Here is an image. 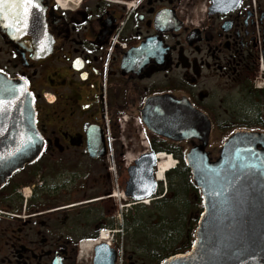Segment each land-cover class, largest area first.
Segmentation results:
<instances>
[{
    "label": "flooded vegetation",
    "instance_id": "1",
    "mask_svg": "<svg viewBox=\"0 0 264 264\" xmlns=\"http://www.w3.org/2000/svg\"><path fill=\"white\" fill-rule=\"evenodd\" d=\"M37 4L46 45L11 35L0 18V76L29 86L44 139L40 156L0 185V264H117L115 245L92 254L105 242L88 239L122 226L104 205L126 200L113 188L163 150L150 141L167 137L148 127L162 102L205 117L209 138H264V0ZM126 138L149 148L128 156Z\"/></svg>",
    "mask_w": 264,
    "mask_h": 264
},
{
    "label": "water",
    "instance_id": "2",
    "mask_svg": "<svg viewBox=\"0 0 264 264\" xmlns=\"http://www.w3.org/2000/svg\"><path fill=\"white\" fill-rule=\"evenodd\" d=\"M19 8L6 9L0 18L11 35H30L46 45V32L40 30V13L26 0H11ZM0 185L44 150L37 128L35 100L29 86L0 76ZM152 104V103H151ZM156 104V103H155ZM148 105L152 111L156 105ZM149 129L175 143L195 141L185 163L202 195L195 241L189 251L170 256L160 264H264V138L238 131L228 138L216 161L207 147L211 125L190 108L165 101ZM147 108V107H146ZM202 118V119H201ZM260 147L262 149H260ZM158 153L150 152L129 169L125 196L136 202L154 199L159 182L155 168ZM95 251L110 254L100 244Z\"/></svg>",
    "mask_w": 264,
    "mask_h": 264
},
{
    "label": "trees",
    "instance_id": "3",
    "mask_svg": "<svg viewBox=\"0 0 264 264\" xmlns=\"http://www.w3.org/2000/svg\"><path fill=\"white\" fill-rule=\"evenodd\" d=\"M150 142L154 148L162 146V151L173 155L178 166L166 174L168 187L165 195L158 192L150 206L139 204L131 212L127 210L121 227L124 237L127 235L131 239L132 249L146 253L147 264H160L170 256L190 249L193 243L190 234L197 225V219L189 221L190 209L200 213L203 207L200 191L185 163L182 144L163 138H152ZM168 194L171 197L167 198ZM183 239L187 242L180 248Z\"/></svg>",
    "mask_w": 264,
    "mask_h": 264
},
{
    "label": "rangeland",
    "instance_id": "4",
    "mask_svg": "<svg viewBox=\"0 0 264 264\" xmlns=\"http://www.w3.org/2000/svg\"><path fill=\"white\" fill-rule=\"evenodd\" d=\"M131 139H132L131 141H129V138L125 139V141H127V143H126L127 145H128V143H130V144L132 143L131 145H133V144L135 145L133 148L128 149V151H127L128 156H133L134 150H138V151L148 150L149 145H150L148 138H131ZM227 139L228 138H210L209 145L207 147V151L210 153L212 161H216L218 159V157L220 155V151L223 147V144ZM197 143L198 142H195V141L182 142L181 144H182V148L184 151V155L188 152V150L192 146H194ZM161 183H162V186H159L158 192L159 193L161 192L162 195H165L166 189L168 187L167 176H166L165 181H163ZM115 190H117V189L113 188L112 193H110V195L113 194L115 192ZM119 191L121 193H124V188L120 187ZM169 197H171V194L167 195V198H169ZM192 198H193V195L190 196L191 202H192ZM195 198H196V200L198 199V197H196V196H195ZM106 202L107 203H105L104 208H105L106 212L108 213V216L112 217V219L115 218L118 223H119V217L118 216L120 214H122V217L124 218V215L126 214V210H130V209H127V208H129L128 205L130 204V202L124 201L121 197L111 198ZM146 206H150V205H146ZM122 208H123V211H121ZM190 211H192V213L189 214V221L190 222L195 221L199 216V212L194 213V211L192 209H190ZM130 212H131V210H130ZM196 229H197V225L194 227L193 231L190 234L191 237L193 238V239H191L192 241L195 240L194 235H195ZM122 237H124V236H121L120 238H118L119 239V240L117 239L118 242L116 243V245L115 244L114 245L117 248H120V245L122 244L123 249L122 248L121 249L124 251L123 252V264H147V261H149V259L147 258L146 253H144L142 251L137 252L134 249H132V243L130 241L131 239L128 238L127 235L123 238V240H122ZM186 242L187 241H185V239H183L182 243H180L179 247L180 248L183 247L186 244ZM130 256H132V258H130Z\"/></svg>",
    "mask_w": 264,
    "mask_h": 264
},
{
    "label": "bare ground",
    "instance_id": "5",
    "mask_svg": "<svg viewBox=\"0 0 264 264\" xmlns=\"http://www.w3.org/2000/svg\"><path fill=\"white\" fill-rule=\"evenodd\" d=\"M174 167H175V162L172 159H170V157L166 156L164 153H159L158 154V164L156 167V179L159 182L162 181L163 178L166 176V174L172 171ZM145 204H149V201L146 202ZM100 239L102 242H105L106 244H108L106 233H103ZM91 242L97 243L94 241H91ZM91 242H86V244L84 245V249L91 248L92 246Z\"/></svg>",
    "mask_w": 264,
    "mask_h": 264
},
{
    "label": "snow or ice",
    "instance_id": "6",
    "mask_svg": "<svg viewBox=\"0 0 264 264\" xmlns=\"http://www.w3.org/2000/svg\"><path fill=\"white\" fill-rule=\"evenodd\" d=\"M33 6V0H26L25 8H30ZM38 7L39 5H35ZM7 8H19V4L11 2V0H0V16L6 15ZM5 101H0V109H3L5 106Z\"/></svg>",
    "mask_w": 264,
    "mask_h": 264
},
{
    "label": "built area",
    "instance_id": "7",
    "mask_svg": "<svg viewBox=\"0 0 264 264\" xmlns=\"http://www.w3.org/2000/svg\"><path fill=\"white\" fill-rule=\"evenodd\" d=\"M110 154H112V152H110ZM121 262H122V260H121Z\"/></svg>",
    "mask_w": 264,
    "mask_h": 264
}]
</instances>
